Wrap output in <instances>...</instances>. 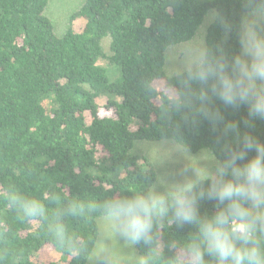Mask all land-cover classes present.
I'll return each instance as SVG.
<instances>
[{
	"label": "trees",
	"instance_id": "1",
	"mask_svg": "<svg viewBox=\"0 0 264 264\" xmlns=\"http://www.w3.org/2000/svg\"><path fill=\"white\" fill-rule=\"evenodd\" d=\"M48 3L0 0V264H88L101 215H72L70 204L155 184L156 165L136 151L140 143L169 141L222 156L206 122L190 128L163 111L154 82L174 83L164 70L167 49L203 26L210 47L224 38L210 10L232 23L226 50H237L241 0H83L62 35L45 13ZM77 19L84 20L80 31ZM256 131L264 138V124ZM12 191L40 201L45 216L24 217L5 199ZM213 204L203 201L202 212L212 213ZM58 222L63 242L54 236ZM194 231L165 222L151 249L134 248L140 260L151 254L153 264H170ZM46 245L58 260H38Z\"/></svg>",
	"mask_w": 264,
	"mask_h": 264
},
{
	"label": "clouds",
	"instance_id": "2",
	"mask_svg": "<svg viewBox=\"0 0 264 264\" xmlns=\"http://www.w3.org/2000/svg\"><path fill=\"white\" fill-rule=\"evenodd\" d=\"M241 8L239 48L226 50L233 25L210 10L208 20L220 23L224 38L214 47L201 41L181 49L170 71L174 83L158 92L163 111L179 115L185 126L206 122L222 156L204 151L194 163L188 149L178 146L185 164L176 178L103 200H73L70 214L98 212L112 236L149 249L163 223L194 226L170 264H264V138L256 131L264 124V0H241ZM5 199L24 217L45 216L38 200L15 191ZM205 200L214 202L212 213L202 212ZM65 235L58 222L54 236L63 242ZM139 264H153V256Z\"/></svg>",
	"mask_w": 264,
	"mask_h": 264
},
{
	"label": "rangeland",
	"instance_id": "3",
	"mask_svg": "<svg viewBox=\"0 0 264 264\" xmlns=\"http://www.w3.org/2000/svg\"><path fill=\"white\" fill-rule=\"evenodd\" d=\"M83 0H49L45 13L54 24V30L57 35H62L68 26V17ZM84 25L83 19H77L73 22L75 31H80ZM204 26L197 35L189 42L172 46L167 49L165 54L164 70L170 75L172 67L181 59L180 50L186 46L195 45L203 41ZM157 89L164 88L165 81L157 80L154 82ZM97 102L102 105L105 103L104 97L97 98ZM87 120L89 115H86ZM178 146L169 141L158 143H140L136 146L138 153L145 154L153 160L157 168L158 183L161 179H174L177 177L179 170L185 164V155L177 151ZM206 150L197 153L188 154L192 162L197 163V157ZM155 183V184H156ZM99 238L95 249L91 253L88 264H106L114 262L117 264H138L140 257L135 251L134 246H127L123 241L112 236L106 229L102 217L99 219ZM100 249L105 251L101 252ZM59 253L50 245H46L38 254V260L48 262L58 260Z\"/></svg>",
	"mask_w": 264,
	"mask_h": 264
}]
</instances>
